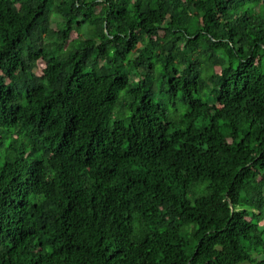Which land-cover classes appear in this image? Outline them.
<instances>
[{
  "label": "trees",
  "instance_id": "obj_1",
  "mask_svg": "<svg viewBox=\"0 0 264 264\" xmlns=\"http://www.w3.org/2000/svg\"><path fill=\"white\" fill-rule=\"evenodd\" d=\"M0 264H264V0H0Z\"/></svg>",
  "mask_w": 264,
  "mask_h": 264
}]
</instances>
